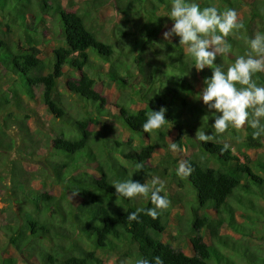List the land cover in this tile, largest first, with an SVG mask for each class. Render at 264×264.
<instances>
[{"label":"trees","instance_id":"16d2710c","mask_svg":"<svg viewBox=\"0 0 264 264\" xmlns=\"http://www.w3.org/2000/svg\"><path fill=\"white\" fill-rule=\"evenodd\" d=\"M107 2L109 0H86L82 10L77 11L63 7L59 0H0V70L9 77L6 87L0 86V112L7 110L11 102L18 104L20 95L25 94L31 101L41 98L47 111L60 121V128L54 127L46 135L51 148V156L46 160L59 189L55 195L31 188L26 193V185L18 179L19 170L11 167L14 188L23 189L16 202L20 204L24 223L12 229L9 243L16 248L26 246L27 254L39 255L44 264H100L95 250L117 249L120 242L129 250L134 246L132 255L135 258L130 264L138 259L151 261L153 257H160L163 264H239L225 253H242V249L235 246L233 237L219 231L228 227L239 240L253 230L252 224L257 219L264 220V208L255 202V199L264 201V159H253L248 153V150L263 147L264 137L254 138L253 130L245 125L241 128L244 137L236 145L218 139L198 141L197 149L182 162L192 171L187 176L181 175V180L190 184L196 195L195 218L189 237L191 253L187 254L182 247L165 239L162 233L168 211L158 210L153 219L146 212L154 207L150 193L146 202L137 204L131 198L117 196L113 187L115 182L130 179L144 184L143 179L149 177L148 161L157 151V145L149 141L139 146L128 144L125 153L122 146L126 143L113 132L112 138L108 137L103 127L117 122L145 141L151 138L152 132H144L142 124L151 110L164 107L166 121L162 127L171 124L177 128L180 142L187 128L197 130L204 121L195 103L196 92L189 77L198 73L203 80L211 75V69L197 72L192 67L194 60L184 52V46L178 44V37H171V42L164 40L162 30L169 20L165 14L171 0H115L116 23L102 33L97 28L96 13L102 11ZM198 2L202 7L215 6L218 12L235 9L238 20L243 23L242 29L226 38L232 45L231 52L215 61L222 63L226 70L236 56L247 50L246 38L264 32V0ZM245 4L248 7L244 12ZM49 23H54L52 30L57 35L53 38L61 43L53 45L49 56L44 57L39 46L53 39L45 33L46 28H52ZM6 32L15 34L16 38L7 36ZM143 47H147L150 56L148 61L140 63L134 52L136 49L140 52ZM172 52L176 56L170 55ZM122 58L137 62L138 78L144 86L141 91L136 89V84L133 90L139 103L137 107L128 93L111 104L96 89L99 83L109 82L116 83L122 90L134 86V73L121 62ZM65 71L73 72V79L66 81L65 88L79 102L83 114L70 112L56 95L57 79L64 76ZM254 79L257 84L264 85V72L256 74ZM6 120L3 117L0 121V150H8L13 145L10 136L8 141L4 140V135H8ZM14 120L23 124L21 119ZM90 124L101 129V145L97 152L92 148L97 130H90ZM156 132V139L162 144L164 131ZM57 156L67 161L60 162L54 158ZM94 163L96 167H92ZM137 165L141 167L138 169ZM73 167L81 170L72 172ZM161 195L164 196L162 192ZM232 196L237 197L230 201ZM243 207L255 215H249ZM224 211L234 212L243 221H236L233 215L225 218ZM133 212L138 219L129 220ZM25 213L31 215L29 221ZM43 213L58 215L62 223H55L54 218L42 219ZM245 223L250 224L249 228ZM205 231L217 240V244L205 241ZM262 232L264 234V230ZM73 236L75 241L66 245L60 242ZM77 237L85 238L93 249L85 250ZM42 240H49L57 248L52 253L43 251L36 246ZM251 252L255 253L248 249L246 264H258ZM122 253L129 255L131 252Z\"/></svg>","mask_w":264,"mask_h":264},{"label":"rangeland","instance_id":"374dc122","mask_svg":"<svg viewBox=\"0 0 264 264\" xmlns=\"http://www.w3.org/2000/svg\"><path fill=\"white\" fill-rule=\"evenodd\" d=\"M85 1L86 0H59L63 7L77 11L82 10V7L85 5ZM249 2L250 0H246V3ZM247 7V4L243 6L244 12L247 10ZM116 11L117 9L115 6V0H109L102 11L96 13V19L99 22L97 23L98 31L102 33L104 31L108 32V28L116 23ZM241 12L242 11L239 13ZM171 23L172 22L168 20L166 22L167 27H171ZM49 26L52 28H46L45 33L47 34L48 38H53L57 35L56 32L52 30L55 29V25L54 23H49ZM2 28L4 29V26H2ZM165 30L166 28L164 25L162 32ZM6 34L7 36L11 35L12 38H16L15 34L13 33L9 34L6 32ZM58 43L61 42H58L54 38L46 40L45 43L42 42L39 47L42 48L44 57H48L53 45ZM167 49L169 50V48ZM185 51L186 47L184 46V52ZM134 53L135 57H139L140 63H145L148 61L150 56V51L147 50V47H145V49L143 47L140 52H138V49H136ZM174 56H176V54ZM121 62H124V64L129 66L131 71H133L134 76L132 80L135 83L133 84L134 86H130L129 88L122 90L117 88L116 83L109 82V84L99 83L96 89L100 91L103 97L111 104L117 103L118 98L122 97L124 93H128V96L133 101L134 107H137L139 106V103L137 96L133 93V90L135 89L136 84V89L140 88L139 90L141 91L144 89V86L141 85L140 79L138 78L140 77V73L137 70V62L126 58H122ZM72 73L73 72L65 71L64 76L57 79L58 82L56 95L58 94L70 112L75 114H83L84 111L79 105V102L74 96H70L69 91H67L65 88L66 81L73 79ZM193 75L194 76L190 75L189 78H191L190 80L193 83L196 92L195 103L197 104V108L201 116H204L203 120H205L208 119L207 110L202 102L198 100V93L203 87V80L198 73H194ZM7 79L9 80L7 74L3 70H0L1 87H6L8 82ZM35 93L37 95V90ZM9 95L10 94L8 93V96ZM20 97L21 98L18 104L11 102L7 110L0 112V121L3 117L7 119L5 129L7 130L8 135H4V140L8 141V136H10L13 140V145L10 149L0 150V264H44L45 261L43 262L39 255L37 256L35 254H27L26 246L23 248H16L8 241L9 235L12 233V229H14L16 225L20 227L24 223L22 219V211L19 207L20 204L16 202L23 189L14 188L10 179V173L11 167L19 170L18 179L23 181V183L26 185L24 187V191L26 193H29V188H31L38 191H47L49 194L55 195L58 187L54 183L55 175L53 170L49 166V162L46 160L49 156H51V148L49 142L47 141L46 135L49 134V132H51L54 127L59 129L60 121L59 119L53 118V116L47 111L41 98H37L36 101H31L28 97H26L25 94H21ZM110 107L112 109L115 108L113 106ZM7 113H9V115ZM15 118L21 119L23 124L18 123L16 120H14ZM1 122L5 123L3 120ZM208 122L209 124L212 122L211 117L209 118ZM89 129L97 130L98 128L97 126L90 124ZM103 129L106 131L105 134L108 137L112 138L111 133L113 132L120 141H124V143H126L122 146L125 153L128 152V144L139 146L144 144V142L149 141L157 145V151L153 153V158L148 161L150 169L148 170L147 174L149 177L147 176V179H143L144 184L148 187L150 193L153 188L152 180L154 178L163 183L164 188L162 193L168 200V207L166 208L168 211V217L166 221V228L162 233V236H164L165 239L170 241L172 244L182 247L184 252L187 254H190L191 249L189 246V237L192 235L191 224L195 218L194 206H196V195L190 184L181 180L182 177L181 175L177 174V169L179 167L178 165L183 162L184 157L190 155L197 149L196 145L198 144V140L194 138L196 130L190 127L187 128L185 130V138L181 137L179 142L177 140L179 134L177 128H173L171 124L166 125L161 128L165 134L164 142L159 144L158 140L156 139V131L152 132L151 138H146L145 141H142L139 137L127 131V129L117 122L108 123V126L103 127ZM100 131L101 129L94 131V135L97 137V139L92 144V148L96 152L101 145V138L99 136ZM243 137L244 132L241 129H237V131L233 133L229 128L225 133L220 134L217 139L218 141H225L228 144L236 145ZM173 142L178 145L175 151L169 150L168 148V145ZM183 144H185V146ZM111 145H113V143H111ZM29 150L31 152H29ZM248 153L253 159H264V146L257 150H248ZM132 154L134 155V153ZM54 158L60 162L67 161L66 158H61L58 156L57 158ZM83 163L84 162H82V164ZM94 165H96V163L92 164V167H96ZM70 170L77 173L81 169L78 170L77 167H73ZM89 170L92 171V169ZM94 172L97 175V171L95 170ZM257 172L261 173L260 170H257ZM149 193L147 195H138L137 197L131 199L136 201L137 204H141L146 202L147 198L149 197ZM236 197L232 196L229 198V200L232 201ZM255 202L264 208V201L255 199ZM61 203H63V201H61ZM233 205L235 206V204ZM23 208L25 209L24 204ZM243 209L247 210L249 215H255L246 207H243ZM24 215L29 221L31 215L29 213H25ZM213 215L215 214L213 213ZM228 215H233L234 217L236 216L234 212L232 214H228L226 211H224L225 218H227ZM51 216H48V213L47 215L43 213L42 219L54 218L55 223H62L58 215ZM236 221L241 222L243 219L237 215ZM252 223L253 222H251V224ZM66 224L68 223L66 222ZM247 225L250 226V224L245 223L246 228L248 227ZM252 228L253 230L250 231V233L248 232L249 235L245 233L243 234V238L241 237L239 240L237 236H235L236 234L231 232L228 227H222V229L219 231L221 234L233 237L235 240V246H237L239 249H242V253L237 251L235 253L226 251L225 253L229 255V258L233 259L235 262L237 261L239 264L247 263L245 257L246 259L249 257L248 249H251L255 252L250 253L255 256L254 261H258V264H264V244H262L264 243V234L262 232L264 230V220L257 219V221L252 224ZM244 232H247V229H244ZM28 233L29 232L27 230V234ZM204 234V239L207 243L217 244V240L215 238L213 239V237L207 231H205ZM259 236L261 237L259 238ZM35 239L37 240V238ZM68 239L69 238L60 242L66 245L69 242L75 241L74 236L70 240ZM76 239L85 250L93 249V246L88 241H86L85 238L77 237ZM119 245L120 246H118L117 249L113 250H95L97 257L101 259L100 264H130L135 258V256L132 255L134 246L130 247L133 250H129L127 249V246L125 247L123 242H120ZM36 246H39V248H41L43 251L50 253H52L53 250L57 248H55V245L50 243L49 240H42L38 242ZM258 246L260 247L257 248ZM125 250L130 251L131 253L129 255H124L122 252ZM223 250L224 249H222V251ZM223 261L225 262V259H223Z\"/></svg>","mask_w":264,"mask_h":264},{"label":"clouds","instance_id":"9594fccd","mask_svg":"<svg viewBox=\"0 0 264 264\" xmlns=\"http://www.w3.org/2000/svg\"><path fill=\"white\" fill-rule=\"evenodd\" d=\"M165 16L172 23L171 27L165 24L164 40L171 42V37H178V44L186 47L188 56L194 60L192 67L197 72L211 69V75L203 79V87L198 93V100L205 106L208 119L201 123L194 138L201 142H213L229 128L241 129L245 125L253 130L254 138L264 137V85L257 84L254 79L256 74L264 72V32L246 38L247 50L236 56L225 70L222 63L215 61L232 50L226 38L243 28L235 9L218 12L215 6L202 7L198 0H171ZM170 55L175 54L172 52ZM165 112L164 107L151 110L142 124L144 132L161 129L166 121ZM210 117L211 124L208 122ZM177 147L175 142L168 145L172 151ZM140 167L137 165L138 169ZM191 171V167L182 163L177 174L187 176ZM152 184L150 199L154 207L146 212L155 219L158 210L168 207V200L161 195L163 183L154 178ZM113 187L115 194L124 198L149 193L145 184L132 179L115 182ZM128 219H138L137 213H130ZM136 264H163V261L160 257H153L151 261L138 259Z\"/></svg>","mask_w":264,"mask_h":264}]
</instances>
